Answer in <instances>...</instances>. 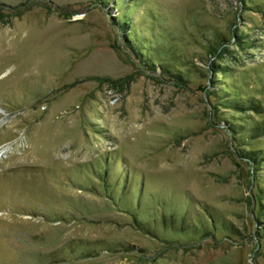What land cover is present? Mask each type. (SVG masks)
Instances as JSON below:
<instances>
[{"label":"rangeland","instance_id":"374dc122","mask_svg":"<svg viewBox=\"0 0 264 264\" xmlns=\"http://www.w3.org/2000/svg\"><path fill=\"white\" fill-rule=\"evenodd\" d=\"M109 1L0 0V264H264L252 168L211 122L213 87L144 68ZM136 2L143 35L152 12L193 61L232 28L264 46V13L241 0ZM200 205L244 238L177 229Z\"/></svg>","mask_w":264,"mask_h":264},{"label":"trees","instance_id":"16d2710c","mask_svg":"<svg viewBox=\"0 0 264 264\" xmlns=\"http://www.w3.org/2000/svg\"><path fill=\"white\" fill-rule=\"evenodd\" d=\"M138 3L136 0H122L121 3L120 0H110L108 3L112 5L113 11L119 13L114 18L124 35L123 50L128 49L151 72L155 73L160 69L163 80L170 79L179 86H186L193 76H198L206 79L213 87L208 97L211 122L224 124L231 135L235 155L249 163L252 168L253 189L256 193L250 197L251 215L259 225L252 240L262 252L264 188L259 180L260 174L264 172V145L259 141L264 139V62L255 67H251L250 62L254 59L253 52L262 50L264 46L250 33H239L232 28L229 36L214 33L197 39L196 46L201 53L197 55L198 61H193L183 52L185 44L182 40L173 39L152 12L149 19H146L148 35H143L139 24L133 21L131 15V7L136 11ZM241 5V11L251 9L264 13V0L258 4L252 0H241ZM240 18L241 14H238L236 21ZM236 24L237 22L234 26ZM254 204L257 207L256 212ZM200 208L203 210L199 212L201 217L199 213L196 214L200 219L194 217L188 222L186 213L178 216L181 221L177 229L185 230L186 234L195 233L205 239H213L221 230L228 233L231 241L236 242L237 237L244 238V233L232 224H226L221 215L216 216L203 205Z\"/></svg>","mask_w":264,"mask_h":264},{"label":"water","instance_id":"95a60500","mask_svg":"<svg viewBox=\"0 0 264 264\" xmlns=\"http://www.w3.org/2000/svg\"><path fill=\"white\" fill-rule=\"evenodd\" d=\"M126 52V51H125Z\"/></svg>","mask_w":264,"mask_h":264}]
</instances>
